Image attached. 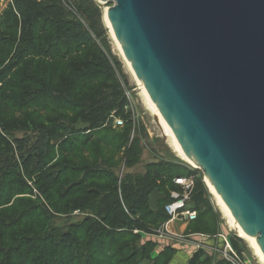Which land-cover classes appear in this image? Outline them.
<instances>
[{
	"label": "trees",
	"instance_id": "1",
	"mask_svg": "<svg viewBox=\"0 0 264 264\" xmlns=\"http://www.w3.org/2000/svg\"><path fill=\"white\" fill-rule=\"evenodd\" d=\"M47 1L13 0L0 17V52H8L6 58L0 54V68L4 67L0 70V131L4 133L0 135V165H5L0 172L8 170L14 178H4L19 185L31 182L45 196L47 211L85 215L81 222L69 225L67 232L57 234L61 240L54 249L59 254L56 264L149 262L155 243L136 244L138 237L133 231L146 233L164 223L168 219L164 206L170 202V192L176 190L173 178L193 172L157 162L146 165L141 174L126 173L118 182L114 176L118 166L124 164L129 170L140 161L143 148L139 137L135 130L132 133L131 123L116 131L102 127L113 109L122 108L123 100L106 94L109 81L103 69L86 60L82 51L89 47L87 34L69 20L58 0ZM120 117H124L122 111ZM73 118L83 128L63 125L64 120ZM46 124H50L48 130ZM15 125L22 126L25 133H37L35 141L30 143V135L23 141L15 138ZM13 143L19 150L17 157L11 150ZM9 149L11 156L7 157ZM52 162L60 167L48 170ZM4 178L0 180V198ZM24 187L32 194L27 184ZM154 189L165 199L152 212L148 195ZM48 192L53 195L46 196ZM53 196L62 202L52 203ZM204 197L205 189L195 183L191 204L197 219L193 223L207 215ZM29 204L30 200H25L16 205L24 208ZM38 209L47 228L51 217L45 209ZM23 222L15 226L10 221L7 232ZM13 252L7 253L10 263L14 262ZM163 257L161 252L150 262L165 264ZM200 257L198 252L193 254L188 264H206Z\"/></svg>",
	"mask_w": 264,
	"mask_h": 264
},
{
	"label": "water",
	"instance_id": "2",
	"mask_svg": "<svg viewBox=\"0 0 264 264\" xmlns=\"http://www.w3.org/2000/svg\"><path fill=\"white\" fill-rule=\"evenodd\" d=\"M131 71L264 259V0H98ZM165 199L148 195L155 212Z\"/></svg>",
	"mask_w": 264,
	"mask_h": 264
},
{
	"label": "rangeland",
	"instance_id": "3",
	"mask_svg": "<svg viewBox=\"0 0 264 264\" xmlns=\"http://www.w3.org/2000/svg\"><path fill=\"white\" fill-rule=\"evenodd\" d=\"M12 1L0 0V17L9 6H12ZM57 4L64 10L69 20L78 25L87 34L85 40L88 42L89 47L87 51L84 52L83 50L82 52L86 55L87 61L96 62L103 69L104 77L109 81L106 87L103 85L108 92L106 94L113 93V96L120 97L123 100L122 108L113 109L110 112V116L114 115V117L121 118L125 124L131 123L132 133L135 130L136 136L139 137L140 144L143 148L140 154V161L136 166L129 170L124 168V164L117 167L118 170L114 176L118 178V182L121 181L126 173L141 174L146 170V165L164 162L178 167V171L184 169L193 172L196 186L198 187L201 184L205 189L204 198L206 207L204 213L207 215H202V218L197 223L172 225L170 231L175 237L168 234L169 236L159 238L145 236L141 233L137 234L138 240L134 242L136 244H142L146 241L155 243V248L150 254V261L163 252L165 257L161 261L165 262V264H168L169 261V264H173L174 262L176 264V260L181 257V264H188L193 254L198 252L201 254L200 262H206V264L224 262L228 264L223 259L225 241H227L244 264H262L247 242L239 238L237 233L228 226L226 218L223 216V213L217 206L215 198L206 185L202 172L183 163L174 151L169 139L163 135L154 115H152L146 105L138 84L117 49L110 35L109 28L104 22V10L111 6L112 3H103L98 0H58ZM6 51L0 52L5 58L8 53ZM3 68L1 67L0 70ZM75 71L77 72V70ZM63 86H66V84L63 83ZM121 111L124 117H120ZM75 123L76 121L73 118L68 122L64 120L63 125L67 124V126H70ZM21 127L15 125L13 129L15 130V138L23 141L29 139L28 135H30V143L35 141L34 138L37 133H25ZM102 127H110L113 131L118 130V128H113V120L109 119V117ZM48 128H50V124L44 125L45 130H48ZM73 128L81 129L83 125L75 124ZM2 133L0 131L1 136L4 134ZM11 145V150H13L14 156L17 157L19 150L17 149L16 151V145L14 143ZM56 148L54 147V150ZM11 150L9 149L5 153V156L10 157ZM54 162L51 163L54 165L51 166L50 164L48 170L54 171L60 167L59 164L56 165ZM2 168H5V165H0V169ZM7 172L8 175H6ZM6 173L2 174L0 172V180L1 178L3 180L5 176H10L11 174L8 170H6ZM10 177H6L4 181H1L4 195L0 198V264H48L46 263L47 260L50 261V264H56L59 254L55 253L54 249L58 247L55 246L56 243L61 240L57 237V234H60L62 231L67 232L69 225L75 222H81L85 215L77 212L72 215H65L64 213H52V210L47 211L44 202L45 196H42L41 193L36 191L31 182L24 183V186L27 184L28 188L32 189V194H28L23 184L20 183L19 185L17 181L12 179L14 177ZM52 195L50 192L46 194V196ZM9 196L12 197L9 199ZM55 197L53 196L51 198L52 203L59 202ZM25 200H30L29 206L21 208L16 205L18 202ZM38 208L45 209L46 214H49L51 217L50 226L48 225L47 227L48 229L44 227V215ZM5 212V218L2 219ZM12 220L15 226L16 223L19 224L22 220L26 221L12 230L11 233L13 235L7 232L10 227V221ZM10 237H12V241ZM232 241L235 242V245ZM11 250L14 251L13 263L6 260L7 253L11 252ZM57 251H60V249L58 248ZM150 261L145 260L144 262H137V264H151Z\"/></svg>",
	"mask_w": 264,
	"mask_h": 264
},
{
	"label": "built area",
	"instance_id": "4",
	"mask_svg": "<svg viewBox=\"0 0 264 264\" xmlns=\"http://www.w3.org/2000/svg\"><path fill=\"white\" fill-rule=\"evenodd\" d=\"M35 1L45 2L47 0ZM109 119L113 120V128H122L124 126V121L119 117L117 118L114 117V115H111L109 116ZM172 182L176 186V190L170 192V202L164 206V211L168 216V219L158 228H152L146 233L134 230L133 234L137 235L142 233L145 236H154L159 238L169 235L175 237L170 231V228L173 224H191L196 221L197 211L192 207L191 204V199L195 188L194 175L191 174L189 176H178L173 178ZM223 259L228 264H244L239 255L233 251L227 241H225Z\"/></svg>",
	"mask_w": 264,
	"mask_h": 264
},
{
	"label": "bare ground",
	"instance_id": "5",
	"mask_svg": "<svg viewBox=\"0 0 264 264\" xmlns=\"http://www.w3.org/2000/svg\"><path fill=\"white\" fill-rule=\"evenodd\" d=\"M105 12L106 9L104 10V22L108 27V22L106 20L105 17ZM109 28V27H108ZM110 35L112 36L113 41L115 42L117 49L119 50L123 60L126 62L127 67L131 73V75L133 76L134 80L136 81V83L138 84L141 93L145 99L146 105L149 108V110L151 111L152 115H154V118L159 126V128L161 129L163 135L169 139V142L171 143L172 147L174 148V151L177 153L178 157L180 158V160L191 166L194 167V165L192 164V162L188 159V157L185 155L184 151L182 150V148L179 146V144L177 143L176 139L174 138V136L172 135V133L169 131V129L167 128L163 118L161 117V115L159 114V112L157 111V109L155 108L154 104L152 103V101L150 100V98L148 97V95L146 94L145 90L143 89V87L141 86L140 82L137 80L136 76L133 74V72L131 71L127 61L125 60L124 56L122 55L120 49L118 48V45L110 31ZM195 168V167H194ZM206 185L210 191V193L213 195V197L216 200L217 206L219 207L220 211L223 213V216L226 218L227 220V224L230 228H232L238 235L239 238H241L243 241L247 242V244L249 245V247L253 250L254 254L257 256V258L259 259V261L264 264V259L262 257V255L260 254L259 250L257 249V247L254 244V239L248 237L243 230L238 226V224L235 222V220L233 219V217L226 211V209L224 208V206L222 205L219 197L217 196V194L214 192V190L212 189V187L210 186V184L205 180Z\"/></svg>",
	"mask_w": 264,
	"mask_h": 264
},
{
	"label": "crops",
	"instance_id": "6",
	"mask_svg": "<svg viewBox=\"0 0 264 264\" xmlns=\"http://www.w3.org/2000/svg\"><path fill=\"white\" fill-rule=\"evenodd\" d=\"M175 224H177V223H175ZM175 224H173V225H175ZM179 225H180V224H179ZM190 259H191V258H190ZM190 259H189V260H190ZM181 261H182V257L176 260V264H181ZM173 264H175V262H174Z\"/></svg>",
	"mask_w": 264,
	"mask_h": 264
}]
</instances>
